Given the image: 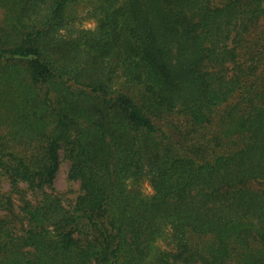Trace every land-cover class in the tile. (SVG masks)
<instances>
[{"label": "trees", "instance_id": "obj_1", "mask_svg": "<svg viewBox=\"0 0 264 264\" xmlns=\"http://www.w3.org/2000/svg\"><path fill=\"white\" fill-rule=\"evenodd\" d=\"M77 1L0 0V264H264V0Z\"/></svg>", "mask_w": 264, "mask_h": 264}, {"label": "rangeland", "instance_id": "obj_2", "mask_svg": "<svg viewBox=\"0 0 264 264\" xmlns=\"http://www.w3.org/2000/svg\"><path fill=\"white\" fill-rule=\"evenodd\" d=\"M114 1L117 4L116 7L121 2V0ZM107 5V0H78L77 3L73 4L71 11H69L68 15L70 22L61 30L60 35L66 39L82 37L83 44L86 38L90 36L89 33H85L86 31L90 33L97 32L98 28L101 27L100 21L104 18L106 12L102 10V7L105 9ZM4 16V10L0 7V20H2ZM114 86L120 89L128 87L126 78L121 72L117 73ZM131 93L133 95L138 94L139 89H135ZM69 170L70 163L65 158L64 153L61 152L59 171L56 175L53 189L49 191L57 194L67 208L74 206L77 197L81 193L79 182L70 178ZM22 187H25V185H22ZM9 189L8 182L3 181L1 191L7 192ZM141 189L145 195L150 196L153 194L152 186L147 179L142 180ZM29 198L33 199L32 195L29 194ZM157 244L163 250H172L174 248L170 240L164 238L158 240Z\"/></svg>", "mask_w": 264, "mask_h": 264}]
</instances>
